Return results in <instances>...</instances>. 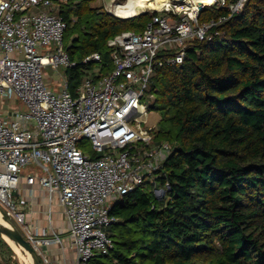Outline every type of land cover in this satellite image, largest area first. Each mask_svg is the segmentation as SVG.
<instances>
[{
  "label": "built area",
  "instance_id": "built-area-1",
  "mask_svg": "<svg viewBox=\"0 0 264 264\" xmlns=\"http://www.w3.org/2000/svg\"><path fill=\"white\" fill-rule=\"evenodd\" d=\"M62 1L0 0V204L6 210L1 215L21 229L42 264H49L43 249L61 237L51 232L53 238L46 239L28 221L30 204L19 192L22 182L38 184L63 208L74 264H91L113 247L106 232L115 222L113 203L147 183L157 192V179L174 152L171 143L158 142L152 129L143 128L155 72L182 65L191 43L219 36L217 29L249 0H216L213 6L170 0L148 8L156 15L142 32H123L108 42L111 73L97 78L88 73L76 96L65 76L59 92L45 84V69L74 66L64 44ZM207 7L228 14L201 23ZM88 61L100 64L102 58L93 54ZM11 99L23 108L4 109ZM84 140L93 155L80 148Z\"/></svg>",
  "mask_w": 264,
  "mask_h": 264
},
{
  "label": "trees",
  "instance_id": "trees-1",
  "mask_svg": "<svg viewBox=\"0 0 264 264\" xmlns=\"http://www.w3.org/2000/svg\"><path fill=\"white\" fill-rule=\"evenodd\" d=\"M94 1L60 6L74 64L65 70L69 89L98 64L84 62L93 54L111 73L108 42L142 32L156 15L121 19ZM227 14L207 7L198 18ZM217 30L191 43L182 65L155 72L147 107L161 116L157 141L174 146L157 179L165 196L147 183L115 201L108 228L119 231L93 264H264V0H249ZM0 248L13 255L1 235Z\"/></svg>",
  "mask_w": 264,
  "mask_h": 264
},
{
  "label": "crops",
  "instance_id": "crops-1",
  "mask_svg": "<svg viewBox=\"0 0 264 264\" xmlns=\"http://www.w3.org/2000/svg\"><path fill=\"white\" fill-rule=\"evenodd\" d=\"M131 1L133 2L134 0ZM140 12L141 11H137L131 14L135 15ZM15 102V100L12 103H9V100L5 101L4 109L15 106ZM19 192L28 199L30 204L28 221L37 226L40 232L43 230L45 233L47 232V235L44 236L46 239L53 238V236L50 235L51 232L61 237L62 242L59 244L52 243L50 246H45L43 249L50 261L49 264H74L75 252L67 240V222L63 213V208L57 203V199L50 201L47 192L38 184L30 187L22 182ZM9 257L10 254L0 248V264L7 261Z\"/></svg>",
  "mask_w": 264,
  "mask_h": 264
},
{
  "label": "rangeland",
  "instance_id": "rangeland-1",
  "mask_svg": "<svg viewBox=\"0 0 264 264\" xmlns=\"http://www.w3.org/2000/svg\"><path fill=\"white\" fill-rule=\"evenodd\" d=\"M56 1H61V0H56ZM66 1H62V2L66 3ZM146 1L148 3V6H150L151 0H146ZM127 3H128V6L126 8H130V5L132 4L131 0L130 1L129 0H113L110 3H107L105 0H95L92 3V6L93 7H103L105 11H107L108 13H112V15H115L121 19H128V17H122V16H124L122 14H124V12L127 10V9H125V7L121 6L120 12L117 13L118 6L122 5V4L124 5ZM132 14H129V15H132ZM120 15H122V16H120ZM64 44H66L65 41H64ZM111 66H112V64H111ZM65 70L66 69H64L63 67L58 69L57 71H53L52 69H45V73H46L45 84H47L49 87L53 88V90H55L56 92H59L60 90H62L63 77L65 76ZM106 71H107V69L105 67H103V65L94 64L92 69H90L88 71V73L90 74V76L92 78H97L98 76L105 74ZM84 79H85V77L82 79L81 83L78 86L74 87L75 89H70V91H71V93H73V95H75V96L78 95V89H79L80 85L82 84V82L84 81ZM12 102H14V100H12V99L9 100V103H12ZM14 107L23 108L22 104L19 101L16 103V106H14ZM145 120H146V124H143V128L152 129V131L155 132V136H157L156 133L161 128V125L159 124L160 120H161L160 113L157 111H152V112L148 111V113L145 117ZM79 146L86 153L93 155L91 152V145H90V142L88 140H84L83 142H81L79 144ZM157 183L159 184V182H157ZM158 189L159 190H157V192H155V193H156V196L159 199H161L165 195H162V191L160 190L161 189L160 186ZM0 213L6 214L5 208L1 204H0ZM18 230L22 233V235H24L20 228H18ZM118 231H119V227H110V228L106 229L108 236H110V234H113L114 232H118ZM41 232L43 233L45 231L43 230ZM11 249L13 250V255L10 254L9 260L4 261L3 264H29L28 255L23 250L21 252H18L14 248H11ZM91 264H93V262H91Z\"/></svg>",
  "mask_w": 264,
  "mask_h": 264
},
{
  "label": "bare ground",
  "instance_id": "bare-ground-1",
  "mask_svg": "<svg viewBox=\"0 0 264 264\" xmlns=\"http://www.w3.org/2000/svg\"><path fill=\"white\" fill-rule=\"evenodd\" d=\"M195 1L196 2L199 1L200 3H204V5H206V6H213L216 3V0H195ZM169 2H170V0H151L150 1V4L151 5L148 6V3H147L146 0H134L132 2V4L130 5V8H126L128 6V3L127 4H124L126 6H124L122 4L125 7V9H127V10L124 12V14H122L124 16H122V15H120V16H122V17H134L136 15H140V14H143L144 12H147V9L148 8H152V9L153 8H159V7H161L164 4H169ZM120 9H121V5L118 6L117 13L120 12ZM137 11H141V12L139 14H135V15H131V16L129 15V14H131L133 12L136 13ZM0 223L6 224L4 222V220H3V218H2L1 213H0ZM6 240L11 245V247L14 248L16 251L21 252L23 250L20 246L18 247V245L14 244L8 238H6ZM25 253L28 255V262H29V264H33L30 255L27 252H25Z\"/></svg>",
  "mask_w": 264,
  "mask_h": 264
},
{
  "label": "water",
  "instance_id": "water-1",
  "mask_svg": "<svg viewBox=\"0 0 264 264\" xmlns=\"http://www.w3.org/2000/svg\"><path fill=\"white\" fill-rule=\"evenodd\" d=\"M105 1L107 3H110L113 0H105ZM128 18H130V17H128ZM162 195H165V191H162ZM3 220L6 224L0 223V235H1V237L7 243H8V241L6 240V238H8L14 244L20 246L25 252H27L30 255L33 264H42L41 258L38 255V253L35 251L32 244L27 239H25L24 236L18 231V229H16L11 223H9L4 218H3Z\"/></svg>",
  "mask_w": 264,
  "mask_h": 264
}]
</instances>
